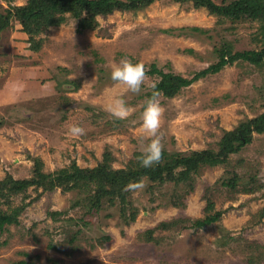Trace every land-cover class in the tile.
I'll return each instance as SVG.
<instances>
[{
	"label": "rangeland",
	"instance_id": "374dc122",
	"mask_svg": "<svg viewBox=\"0 0 264 264\" xmlns=\"http://www.w3.org/2000/svg\"><path fill=\"white\" fill-rule=\"evenodd\" d=\"M27 1L0 0V11ZM67 17L37 37L40 50L15 19L1 32L0 189L9 178H37L38 165L45 174L73 163L88 169L107 153L115 169L138 162L150 142L140 116L160 77L146 73L140 93L124 92L111 80L112 62L127 58L146 71L156 64L191 77L219 60L223 44L233 51L263 46L258 20L233 22L192 0L100 15L94 28L79 29ZM119 95L134 109L127 119L107 111ZM159 101L164 151H218L225 132L264 113V65L235 62ZM71 125L85 134L71 135ZM144 178L137 194L125 191V202L104 200L100 208L91 206L94 187L73 183L9 196L10 209L23 208L0 229V264H264V132L226 163L203 166L188 195L183 183ZM233 178L235 187L227 185ZM4 196L1 213L10 210ZM215 212L222 216L213 224L191 226Z\"/></svg>",
	"mask_w": 264,
	"mask_h": 264
},
{
	"label": "trees",
	"instance_id": "16d2710c",
	"mask_svg": "<svg viewBox=\"0 0 264 264\" xmlns=\"http://www.w3.org/2000/svg\"><path fill=\"white\" fill-rule=\"evenodd\" d=\"M156 1L158 0H28L23 5L13 6L5 12L0 11V37L1 32L9 27L12 19H15L21 25L22 31L28 35L32 49L40 50L43 39H37V37L48 28L65 23L68 18L65 13L73 15L79 20V29L94 28L97 26V16L112 14L115 11L143 9ZM192 1L196 7H205L210 13L229 18L233 22L247 18L258 20L260 22V40L263 46L261 49L233 51L229 45L223 44L219 50V60L194 73L191 77L173 71H165L154 64L151 70L146 73L158 75L160 79L154 84L149 98L153 92L169 97L175 96L183 88L189 87L210 74H216L235 62H247L256 66L264 65V0H233L229 3H216L214 0ZM192 29L199 30L198 27H192ZM263 132L264 113L241 123L235 130L225 132L218 151L207 148L182 154L168 153L163 150L161 162L151 168H144L139 162H133L128 168L115 169L110 163L111 159L108 153L100 165L88 169H82L73 163L70 168L45 174L38 165L37 178L24 180L9 178L8 185L4 187L2 184L3 188L0 191L5 193L4 197L9 203V209L11 208L9 196L22 194L30 186H68L70 183L80 188L94 187L91 190L93 193L91 206L100 208L104 200L111 203L118 200L125 202V186L130 181H138L144 177L161 184L168 181L177 184L183 183L186 186L185 193L188 195L194 191L195 177L203 166L226 163L232 154L242 151L253 141L254 133ZM140 155L141 153L138 154V156ZM236 184L234 178L227 182V185L232 187H235ZM5 189L8 191H4ZM91 206L89 207L92 208ZM22 208L14 207L8 209L9 211L0 212V229L16 220ZM212 208V204H209V211ZM221 216V212L206 214L205 217L193 221L191 226L203 228L218 221ZM134 218L135 214L131 216L130 220H134ZM161 226L170 228L171 224L164 222Z\"/></svg>",
	"mask_w": 264,
	"mask_h": 264
},
{
	"label": "clouds",
	"instance_id": "9594fccd",
	"mask_svg": "<svg viewBox=\"0 0 264 264\" xmlns=\"http://www.w3.org/2000/svg\"><path fill=\"white\" fill-rule=\"evenodd\" d=\"M110 69L111 80L117 88H122L124 92L140 93L147 79L143 62L133 63L130 59L122 58L119 62H112ZM90 84L86 83L84 87ZM107 111L116 119L122 120L127 119L134 109L127 104L122 95H119L110 99ZM163 112L164 109L159 101V93L153 92L151 97L145 101V106L140 116L142 122L140 131L145 137L150 138V142L145 145L141 155L138 157V162L144 168H151L162 160L163 143L159 130ZM68 131L73 136L85 134V129L77 125H71ZM145 179L130 181L125 186L124 191L131 192L133 195L137 194L145 187Z\"/></svg>",
	"mask_w": 264,
	"mask_h": 264
}]
</instances>
